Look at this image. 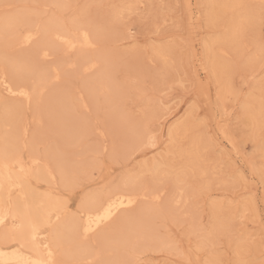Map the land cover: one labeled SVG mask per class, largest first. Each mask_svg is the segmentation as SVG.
I'll list each match as a JSON object with an SVG mask.
<instances>
[{"label":"rangeland","instance_id":"rangeland-1","mask_svg":"<svg viewBox=\"0 0 264 264\" xmlns=\"http://www.w3.org/2000/svg\"><path fill=\"white\" fill-rule=\"evenodd\" d=\"M43 1L0 0V22L2 18H16L19 22L16 29L28 25L35 31V26L47 25L52 20L70 26L77 20L100 21V15L105 18L104 13L109 16L113 9L120 11L123 5L125 10L122 8L113 23L106 22L107 32L99 35L92 47L68 51L58 46L31 63L39 66L40 74L57 75L34 94L31 106L24 105L19 98L9 100L22 102L17 103L15 113L18 124L26 128L23 145L31 141V135L38 134L36 142L33 139L35 153L45 152L42 149L45 143L53 147L60 145L68 153V159L71 158L68 165L75 169L71 189L30 179L37 199L43 203L58 200L60 207L72 214L85 194L116 185L122 176L137 173L140 166L167 164L173 167L171 178L155 185L159 191H149L148 197L139 198L141 204L129 211L140 210L139 206L148 211L141 222L143 238L154 233L160 239L170 238L174 246L148 248L134 259L142 264H229L230 261L264 264V124L256 129L251 117L256 105L264 104V0H237L240 5L237 15L241 12L238 15L241 18L234 34L229 27L232 22L229 14L215 18L209 10V2L231 0ZM5 3L16 6L12 16L5 15L2 7ZM121 16L127 21L126 27L121 26ZM242 19L247 22L243 23ZM2 34L0 56L5 52L17 58L30 53L39 43L38 34L27 46L12 40L6 31ZM226 34L238 36L233 42L237 44L227 46L221 42L222 46L217 42ZM207 42L210 49L206 53ZM156 48L168 52L166 63L154 58ZM87 54V58L97 56L90 57L97 65L85 71L78 62ZM103 59L109 62L105 64L109 66L107 69ZM209 60L226 66L224 73L218 71L213 76L208 68ZM51 89L54 90L50 92ZM112 90H117L119 95L115 94L111 102L104 100V95L113 96ZM61 91L74 98L72 123L76 129L74 136L77 134L74 142L64 145L57 139V133L67 115L50 107L52 97ZM0 96L2 103L5 97L10 99L4 91ZM123 116L128 126L124 127ZM127 127L147 129L148 142L130 140ZM175 127L180 128L173 138ZM4 130L8 131L9 127ZM25 149L20 153L26 162L28 149ZM191 157H196L193 166ZM42 158L37 157L36 166L48 167L51 161ZM178 189L182 190L180 199ZM15 191L12 196L18 198L19 191ZM48 191L49 195H45ZM155 194L159 196L157 202L151 199ZM55 217L51 221L57 224L60 219ZM213 222H222L224 228L200 250L201 236L212 229ZM177 243L180 252L175 250Z\"/></svg>","mask_w":264,"mask_h":264},{"label":"bare ground","instance_id":"bare-ground-1","mask_svg":"<svg viewBox=\"0 0 264 264\" xmlns=\"http://www.w3.org/2000/svg\"><path fill=\"white\" fill-rule=\"evenodd\" d=\"M39 1H42V0H39ZM43 2H46V0H44ZM41 5H44V4H41ZM125 5H128V4H125ZM109 6L111 8V5ZM238 6L240 5H239V1L237 0L225 1V2H219V3H215L214 1L209 2L210 14L213 15L215 18H218L220 15L228 17V14H229V17L232 19V22H230L231 24H229L232 34H234V31L236 30V27H237L236 24L239 21L238 19L241 18V16L238 17V15L241 12L238 13L237 15ZM123 7L125 6L123 5L120 8L121 9L120 11L113 9V11L110 12L109 16L106 15V13H104V16L106 19L102 17L103 14L100 15L102 17V18L100 17V21H95V20L94 22H89L86 20L74 21V17H73L74 22L71 23V25L69 24L70 26H64V25H59V23L51 19L52 22H50L47 25L39 26L38 28L35 26L34 27L36 28L35 31H32L28 27V25L24 26V28L22 26L19 29H16V26L18 27L19 25V22H16L17 21L16 18H14L15 21H11L13 18L12 19L2 18L0 22V39H2V35H3L2 33L6 31L7 34L12 37V40L17 41L20 44L27 46V44H30L32 42L34 36L38 34L39 43L35 45L34 49L30 53L22 54L18 56L17 58H14V56L12 57V55L10 56L9 54L5 52L1 54L0 56V62H1L0 92L4 91L7 96H10V99L8 100H11V98H14V100L15 98H19L20 100L21 99L23 100L24 105L29 104V101L22 96L9 95L5 87V84L7 83L8 87L12 88L13 91H19L20 84L24 83L26 84V90L32 94V98H33V96L35 97L34 94L37 93L38 90L40 91V89L42 88L44 89L45 85L49 83L48 81L49 80L52 81V78L54 79L57 78L56 77L57 75L53 74V77H52L51 75L43 72L44 74L42 73L39 74L38 77L35 79V82L33 83V79L31 77L26 76V75H20L18 73H14L12 70L13 66L14 65L24 66V65L34 63L35 60H37L38 58L45 57L46 52L48 50L54 51L55 49L59 48L58 46H62L65 50H68V51L74 50L75 48H79V47H83L87 49L92 47L93 44L96 42V39H98L97 37L99 35H102L103 32L105 31L107 32L108 29L105 26L107 25L106 22H110V24L111 22L113 23V21L116 18H118V16L120 15V12L122 11ZM117 8H118V5H117ZM123 10L125 9L123 8ZM34 18H35V15H34ZM246 18L247 17H245L244 19ZM244 22H247V21L243 20V23ZM85 33H87V39H85ZM228 36L229 35L226 34L225 37L221 38V40L219 39V41L217 42H219L220 44L222 42V43H225L227 46H229L231 43L234 42L235 36L234 37L232 35H230L229 37ZM65 41H70L71 44H67L65 43ZM233 44L235 45L237 43H233ZM234 45H232V47ZM222 46H224V44ZM209 49H210V45L208 44V42L204 43V50L206 51V53ZM87 56L88 54L85 56L86 58L80 57L82 60L80 59L79 62L77 61L78 65H80L81 68L85 71L91 69L94 65H97V63L91 59L92 56L94 55H90L89 56V58L91 57L90 59L87 58ZM154 56H155L154 58H156L157 61L166 63V60L169 54L166 50H163L161 48H156L154 50ZM94 57H97V56H94ZM102 63L106 67V69L109 67L108 65L107 66L105 65L109 63L107 62L106 59H103ZM6 64L9 68V71L7 73V79H6V73L4 71ZM208 68L211 74L215 76L218 71L222 73L224 71L223 69L226 68V66L225 67L220 66V61L217 62L216 60H209ZM53 90L54 89H51L50 92H52ZM115 94H116V97L119 95L117 90L116 92L113 91L112 97H110V95H104V100L110 101L115 96ZM51 95L53 96V94ZM49 97L50 96H48V98ZM52 98H53V101L52 103H50L51 104L50 107L59 113L62 112L67 115L60 124V127H62V129L67 128V130L60 129L61 131H58L57 133V139L62 145H64V143L71 144V142H74V139H75L74 137L77 135L76 134L74 136V131H76V129L72 123L73 122L72 119L74 117L73 112H74V107H75L74 102H73L74 98L70 96V93L69 95L68 94L64 95L62 91L61 93L57 94L56 96ZM109 106H110V103H109ZM16 109H17V103H10L8 106H5V104L2 103L1 96H0V217H4L5 223L7 224V227H5L4 224H0V264H37V262H47L49 259L59 261L60 264H84L86 262H90V264H94V263L95 264H123L124 261L137 257V256L133 257L131 253V249L128 244L129 240H132L136 243L137 245L136 254L148 248L150 249L151 248L152 249L173 248L174 242L171 241L170 238H169L170 240L162 239V238L160 239V238H157L158 236L157 237L153 236L154 233L150 234L152 236L143 238L142 236L143 228H142L141 222L145 219L144 216L148 215V211L144 210L143 207L141 209L140 206H139L140 210H136L133 212L129 211L137 204H141V203H138L139 199H134L132 203L129 202L128 196L131 193V187L130 186L126 187L124 183L125 178L128 177L129 175H125L124 177L122 176L121 179H119V182L116 183V185L113 184L114 186L112 185V187L110 188H107L104 190L92 191L90 193L85 194L80 200L79 204H77V208H76L77 210L74 211L72 214H69L68 212H66L67 208L63 210L62 209L63 207L62 208L60 207L58 200H53V201L48 200L47 202H44V203L38 200L37 191L35 190V188H33V186H31L30 179H34L35 181L45 180V181H49L50 183L57 185V187L64 188V189L70 187L71 189L73 187L72 181H73V174L75 173V169L73 167L71 168L70 165H68V162L71 161L69 159L71 158L68 159L67 157L68 153H66L63 147H61L60 145L53 147L50 144H49L50 146L49 145L47 146L45 145L46 144L45 143L44 146L46 148L42 147V149H46L47 151L46 150L45 152L44 150L40 151L39 155L35 153L34 150L36 148H33L35 145L33 139H35V142H36V140L40 137L38 134L37 135L34 134L35 136L31 135L32 138H31V141L29 142L27 141L28 144L24 140L26 142L25 143L26 145L25 144L23 145L22 139L25 136L26 128L25 129L21 128V126L18 124L19 122H18L16 113H15ZM47 110L49 109L47 108ZM152 113L155 114V111ZM50 117H52V115ZM251 117H252V120L255 121L253 123L256 125V127L254 126L256 129L258 128V126L264 124V104H261L260 102L258 105H256V107L251 111ZM123 121H124L123 123L124 127L126 125L128 126V124H125V122L127 121L124 119V116H123ZM257 122H260V123L258 124ZM131 124H134V123L131 122ZM5 127H9V130L8 131L4 130ZM175 128L172 129L173 131L171 133V137L173 138H175V136L177 135V130H179L177 128H180V127H177L176 129ZM125 130L130 132V138H131L130 140L135 141V143L136 142L142 143L144 141L148 142L147 140L149 137L148 136L149 131H147V129L141 130V129H138L137 127H133L130 129V127L129 128L127 127L125 128ZM36 133H39V132H36ZM122 147H124V145ZM23 148H26L25 151L28 149V152H27L28 159L26 162L24 161L25 159L22 157L20 153L21 149ZM38 156L40 157L43 156V158H46L49 161H51L50 165L48 167L46 166V168L45 166H43L44 168L41 166H36L38 162L37 161ZM189 159H190V164L193 166L196 161V157H193V158L191 157ZM34 165H35V168L32 169ZM172 169L173 167L167 164L160 165V164L153 163V164H149L145 166H140L137 173L153 172V171L159 170L161 172H167L171 175ZM198 173L201 174L203 172L199 171ZM239 174H240V177L243 176L240 172ZM73 185H74V182H73ZM15 190L19 191L18 192L19 195L18 196L16 195L18 198H15L12 196V193L16 192ZM178 191L180 193L178 196L177 195L176 196L178 199H180L182 196L181 195L182 190L178 189ZM45 195H49V191H48V194H46L45 192ZM142 196L143 195H141V197ZM157 196L158 195L156 194L151 196L152 201L157 202L158 201V199L156 198ZM24 198H26L27 200L26 199L24 200ZM143 200L145 199L143 198ZM112 202H115L114 206H112ZM109 210H110V214H109ZM55 216L56 217L59 216V219H60L57 224H54L51 221V219ZM13 217H15V219H13ZM56 217L54 219H56ZM29 219L36 220L39 223L45 225L44 229L39 234V238H38L39 247H37V245L31 242V229L29 227ZM213 223L215 224L212 225V229H210L208 233L204 232V234L201 236L202 241L199 247L200 250L204 248L203 246H206L208 243H211L213 237L217 235L219 230L221 228H224V225L222 222H213ZM6 233L9 236L13 234L17 236L23 235L24 240L22 242H12L11 240L6 241L5 240ZM147 233L149 234L150 231L149 232L147 231ZM146 236L144 235V237ZM45 244L48 245L47 248L44 247ZM94 247L97 249H95ZM49 252H51L52 254L51 257L49 256ZM96 261H99V262L96 263Z\"/></svg>","mask_w":264,"mask_h":264},{"label":"snow or ice","instance_id":"snow-or-ice-1","mask_svg":"<svg viewBox=\"0 0 264 264\" xmlns=\"http://www.w3.org/2000/svg\"><path fill=\"white\" fill-rule=\"evenodd\" d=\"M3 9L5 10V15L9 16L13 14V10L16 8L15 5L12 4H3L2 5ZM121 21V26L126 27L127 26V21H124L123 17H120ZM85 39H87V33H85ZM67 44H71L70 41H65ZM74 47V45H73ZM13 72L18 73L20 75H26L29 76L33 79V83L35 82V79L38 77L40 74V68L38 65L34 64H28L24 66H13ZM6 73V79H7V73L9 71V68L7 64L5 65L4 69ZM5 87L11 96H22L25 99L29 101V106H31L32 103V94L26 90V84L21 83L20 84V90L19 91H13L12 88L8 87L7 83L5 84ZM4 104L5 106H8L10 103H22V102H15V101H9L7 97L4 98ZM39 103V102H37ZM170 178V174L167 172H161L159 170L153 171V172H140V173H132L128 177L125 178L124 183L126 187H131V193L128 196L129 202L132 203L134 199H139V198H147V193L149 191H159V189L155 188V185L157 184H163L166 179ZM141 194L143 196L141 197ZM159 199V196L156 197ZM115 202H112V206H114ZM110 214V210H109ZM15 219V217H13ZM0 224H4L5 227H7V224L5 223V218L0 217ZM29 227L31 229V242L37 247H39V234L40 232L44 229L45 225L39 223L36 220L29 219ZM87 231V230H86ZM5 240H11L12 242H22L24 240L23 235L17 236L15 234L9 236L7 233L5 235ZM128 244L131 249V253L133 257L137 253V245L134 241L129 240ZM45 248L48 247L47 244L44 245ZM177 252L181 251L179 243L176 245ZM51 252H49V256L51 257ZM37 264H60V262L49 259L47 262H37ZM123 264H142L141 261L138 259H128L123 262ZM229 264H232L230 261ZM237 264H249V261H239Z\"/></svg>","mask_w":264,"mask_h":264}]
</instances>
